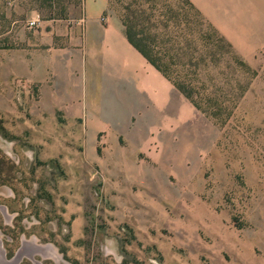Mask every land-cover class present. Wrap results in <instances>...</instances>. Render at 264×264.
I'll list each match as a JSON object with an SVG mask.
<instances>
[{"label": "rangeland", "instance_id": "374dc122", "mask_svg": "<svg viewBox=\"0 0 264 264\" xmlns=\"http://www.w3.org/2000/svg\"><path fill=\"white\" fill-rule=\"evenodd\" d=\"M109 3L120 19L153 8L159 33L196 40L202 87L226 110H195L160 140L91 139L49 84L24 76L25 55L56 53L59 19H77L82 0H0V253L17 264H264V49L248 60L230 44L246 69L184 0ZM86 79L74 104L119 129Z\"/></svg>", "mask_w": 264, "mask_h": 264}, {"label": "crops", "instance_id": "0c3cea01", "mask_svg": "<svg viewBox=\"0 0 264 264\" xmlns=\"http://www.w3.org/2000/svg\"><path fill=\"white\" fill-rule=\"evenodd\" d=\"M189 1L243 58L253 59L264 49V0ZM109 4V0H82L77 19H59L56 53L49 47L47 53L25 55L24 76L49 84L59 110L73 122L92 125L87 132L91 139L101 135L160 140L161 132H173L176 124L192 120L195 109L129 43L121 19ZM84 75L90 93L116 108L114 121L119 129L102 123L94 126L96 122L84 119L74 104ZM137 124L138 128L130 129Z\"/></svg>", "mask_w": 264, "mask_h": 264}, {"label": "trees", "instance_id": "16d2710c", "mask_svg": "<svg viewBox=\"0 0 264 264\" xmlns=\"http://www.w3.org/2000/svg\"><path fill=\"white\" fill-rule=\"evenodd\" d=\"M184 1L200 20L203 19L207 23L216 35V43H223L227 46L229 58L249 69L234 53L230 43L204 19L198 9L189 0ZM125 10L127 12L121 16V22L129 43L170 81L173 87L193 105L195 110L207 113L209 109L214 115L223 114L226 106L218 104V91L214 90L208 93V89L202 87L203 79L207 75L206 70L201 66H207V57L196 53L198 50V47L195 46L196 40L175 34L170 35L166 30V35L159 33L156 28L160 23L151 22L153 8L148 14L141 7L135 10L125 8ZM164 29H167L166 25ZM201 39L202 35H200V41ZM196 83H199L201 87L196 86ZM203 104L206 106L203 107Z\"/></svg>", "mask_w": 264, "mask_h": 264}, {"label": "flooded vegetation", "instance_id": "af4514ba", "mask_svg": "<svg viewBox=\"0 0 264 264\" xmlns=\"http://www.w3.org/2000/svg\"><path fill=\"white\" fill-rule=\"evenodd\" d=\"M26 246L28 247L32 246L34 248L33 251H37L42 254L48 253L50 255H54V251L51 247H41L34 243H28ZM1 253H3V251ZM17 263H18L17 259L14 260L13 262L7 261L5 257L3 259H0V264H17Z\"/></svg>", "mask_w": 264, "mask_h": 264}, {"label": "built area", "instance_id": "2783aa9c", "mask_svg": "<svg viewBox=\"0 0 264 264\" xmlns=\"http://www.w3.org/2000/svg\"><path fill=\"white\" fill-rule=\"evenodd\" d=\"M29 24L31 25V26H35L36 24H37V21L36 20H31L30 22H29Z\"/></svg>", "mask_w": 264, "mask_h": 264}, {"label": "bare ground", "instance_id": "6f19581e", "mask_svg": "<svg viewBox=\"0 0 264 264\" xmlns=\"http://www.w3.org/2000/svg\"><path fill=\"white\" fill-rule=\"evenodd\" d=\"M1 250V248H0ZM4 258V253H0V259H3Z\"/></svg>", "mask_w": 264, "mask_h": 264}]
</instances>
